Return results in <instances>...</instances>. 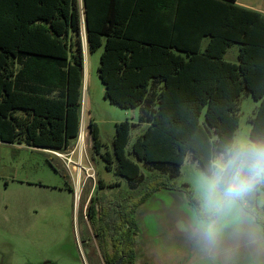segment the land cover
<instances>
[{
	"label": "trees",
	"instance_id": "1",
	"mask_svg": "<svg viewBox=\"0 0 264 264\" xmlns=\"http://www.w3.org/2000/svg\"><path fill=\"white\" fill-rule=\"evenodd\" d=\"M237 0H0V142L63 151L81 128L85 20L90 53L100 49L104 98L140 108L147 129L128 152L129 121L116 124L108 170L137 198L92 196L86 216L104 264H133L138 209L173 187L188 155L203 166L214 141L240 124L243 93L259 102L252 138H264V14ZM239 46L238 63L225 60ZM97 154L100 130L90 121ZM141 165L154 173L144 179ZM112 166L114 168L112 169ZM119 184L98 188H117Z\"/></svg>",
	"mask_w": 264,
	"mask_h": 264
},
{
	"label": "rangeland",
	"instance_id": "2",
	"mask_svg": "<svg viewBox=\"0 0 264 264\" xmlns=\"http://www.w3.org/2000/svg\"><path fill=\"white\" fill-rule=\"evenodd\" d=\"M102 52L100 49L87 54L81 100L80 133L82 131L86 137L83 159L74 152L76 140L63 151L0 142V264H86L95 251L92 232L88 248L81 241L89 223L86 212L91 197L123 200L131 195L137 198L142 195L141 189L131 190L125 178L108 170L102 158V154L113 155L116 124L125 121L136 124L131 130L128 152L147 129V124L139 122L140 108L123 109L105 100V87L98 74ZM238 54L239 46L234 44L228 48L225 60L238 63ZM258 105L259 102L246 93L241 95L237 133L247 131L250 135V120ZM90 121L100 130L103 145L100 154L93 146ZM193 162L195 160L188 155L179 176L172 181L174 186L155 192L138 209L136 220L143 232L147 229L155 236V247L167 246V251L177 249L179 253L191 248L192 254L204 256L194 248L187 232ZM141 170L144 179L156 174L142 165ZM99 180L104 185L119 184L120 187L100 190ZM72 184L77 188L75 191L70 189ZM154 258L157 264V256ZM239 258V264H247V253L241 252Z\"/></svg>",
	"mask_w": 264,
	"mask_h": 264
},
{
	"label": "clouds",
	"instance_id": "3",
	"mask_svg": "<svg viewBox=\"0 0 264 264\" xmlns=\"http://www.w3.org/2000/svg\"><path fill=\"white\" fill-rule=\"evenodd\" d=\"M192 169L194 248L207 264H239L241 252L247 264H264V138L242 131L214 141L203 166L195 161Z\"/></svg>",
	"mask_w": 264,
	"mask_h": 264
},
{
	"label": "crops",
	"instance_id": "4",
	"mask_svg": "<svg viewBox=\"0 0 264 264\" xmlns=\"http://www.w3.org/2000/svg\"><path fill=\"white\" fill-rule=\"evenodd\" d=\"M79 4L82 7L83 0H80ZM236 4H238L241 7L248 8L264 14V0H237ZM83 53H84V81H85L86 60H87V54H89L88 44L87 45L83 44ZM69 186L70 189L74 191L77 189L73 184ZM86 225H87V229H85L81 241L82 244H84L88 248V245H90L89 233H91L92 231L89 223H87ZM149 232L150 231L147 229L146 232H143L140 228V235L136 240L137 254L133 264H154L153 259H156L154 258L156 256H157V264H207V258L205 256H198L197 254H192L193 250L191 248L188 249V251H186L185 253H179L177 249H175L174 251L173 249L167 251V246H165V248H163L162 246L155 247L157 239ZM95 239L96 238H94L95 251L91 252L90 262L88 263L86 262V264H104ZM159 242L160 241H157V243ZM160 243H164L166 245L165 242L161 241ZM238 259L240 258L238 257Z\"/></svg>",
	"mask_w": 264,
	"mask_h": 264
},
{
	"label": "built area",
	"instance_id": "5",
	"mask_svg": "<svg viewBox=\"0 0 264 264\" xmlns=\"http://www.w3.org/2000/svg\"><path fill=\"white\" fill-rule=\"evenodd\" d=\"M81 39H82V44H84V45H85V43L88 44L87 43V34H86V25H85V20L83 17H82V25H81ZM85 145H86V137H85V134L81 131V133L79 134V136L76 140V148L74 150V152H78V157L80 159H83L84 155H86V150H85L86 146ZM68 161L72 162L71 159H69Z\"/></svg>",
	"mask_w": 264,
	"mask_h": 264
},
{
	"label": "water",
	"instance_id": "6",
	"mask_svg": "<svg viewBox=\"0 0 264 264\" xmlns=\"http://www.w3.org/2000/svg\"><path fill=\"white\" fill-rule=\"evenodd\" d=\"M44 150H48V149H44ZM122 263V259H120V261L117 264H121Z\"/></svg>",
	"mask_w": 264,
	"mask_h": 264
}]
</instances>
